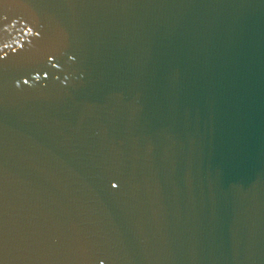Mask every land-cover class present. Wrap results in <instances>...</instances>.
Here are the masks:
<instances>
[{"label":"water","instance_id":"95a60500","mask_svg":"<svg viewBox=\"0 0 264 264\" xmlns=\"http://www.w3.org/2000/svg\"><path fill=\"white\" fill-rule=\"evenodd\" d=\"M0 264H264V0H0Z\"/></svg>","mask_w":264,"mask_h":264}]
</instances>
